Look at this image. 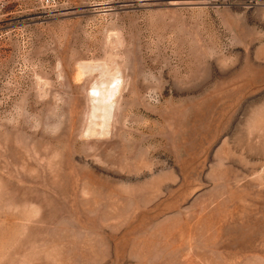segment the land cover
Returning <instances> with one entry per match:
<instances>
[{
	"label": "rangeland",
	"instance_id": "374dc122",
	"mask_svg": "<svg viewBox=\"0 0 264 264\" xmlns=\"http://www.w3.org/2000/svg\"><path fill=\"white\" fill-rule=\"evenodd\" d=\"M0 264H264V0H0Z\"/></svg>",
	"mask_w": 264,
	"mask_h": 264
},
{
	"label": "bare ground",
	"instance_id": "6f19581e",
	"mask_svg": "<svg viewBox=\"0 0 264 264\" xmlns=\"http://www.w3.org/2000/svg\"><path fill=\"white\" fill-rule=\"evenodd\" d=\"M114 80H117L116 78ZM115 89L111 88L107 84L103 89H94V93H97V96H95V100L98 104L105 106H108L109 108L112 107L113 104V96H115Z\"/></svg>",
	"mask_w": 264,
	"mask_h": 264
},
{
	"label": "built area",
	"instance_id": "2783aa9c",
	"mask_svg": "<svg viewBox=\"0 0 264 264\" xmlns=\"http://www.w3.org/2000/svg\"><path fill=\"white\" fill-rule=\"evenodd\" d=\"M47 2L54 1V0H46Z\"/></svg>",
	"mask_w": 264,
	"mask_h": 264
}]
</instances>
